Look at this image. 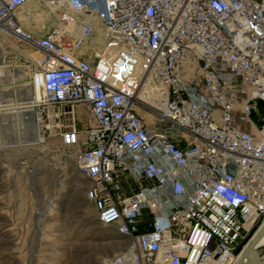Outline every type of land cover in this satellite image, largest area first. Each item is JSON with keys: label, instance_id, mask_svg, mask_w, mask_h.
<instances>
[{"label": "built area", "instance_id": "built-area-1", "mask_svg": "<svg viewBox=\"0 0 264 264\" xmlns=\"http://www.w3.org/2000/svg\"><path fill=\"white\" fill-rule=\"evenodd\" d=\"M32 1L64 28L25 27ZM11 38L34 48V145L59 139L125 241L109 264H238L264 220V0H0Z\"/></svg>", "mask_w": 264, "mask_h": 264}, {"label": "rangeland", "instance_id": "rangeland-1", "mask_svg": "<svg viewBox=\"0 0 264 264\" xmlns=\"http://www.w3.org/2000/svg\"><path fill=\"white\" fill-rule=\"evenodd\" d=\"M39 15L40 21L31 23L30 29L52 35L64 28L45 9H39ZM67 29L75 34L76 22L68 20ZM98 37L94 40L99 41ZM7 43L6 65L31 68L28 52L34 48L16 38ZM27 81L30 78L14 79L7 85L16 88ZM17 97L7 96L6 100ZM258 106L252 119L259 126L264 102ZM77 115L80 126L89 123L88 112L80 109ZM21 127L24 140V121ZM52 150L62 155L56 156ZM66 157L59 139L45 149L32 144L25 149L15 145L0 150V264H109L112 256L126 251L124 239L97 221L94 206L86 197L89 182Z\"/></svg>", "mask_w": 264, "mask_h": 264}, {"label": "bare ground", "instance_id": "bare-ground-1", "mask_svg": "<svg viewBox=\"0 0 264 264\" xmlns=\"http://www.w3.org/2000/svg\"><path fill=\"white\" fill-rule=\"evenodd\" d=\"M39 9H45L49 12L38 1H32L23 10L19 11L18 17L25 27L31 28V26H33L38 20L40 21ZM31 23H33V25ZM0 45V74L2 76L1 80L5 85L2 93L0 94V150L3 147L15 145H21L25 149L27 145L36 144V116L35 112L29 105V103L33 102L36 98V89L32 83L28 81L20 84L16 88L7 85L14 79L17 81H23L30 78L31 70L29 65L25 64L16 65L14 68L9 67L8 65H2L6 62L3 49L7 51L8 47H6L3 43ZM21 94H25L27 96L22 97ZM7 96L18 97L16 100H6ZM23 121L26 124V139L24 140L21 138L22 134L20 133ZM53 152L56 156L62 155L61 151ZM257 250L260 252L261 256L264 257V235L259 241ZM129 254L130 252L128 251L125 255L128 257Z\"/></svg>", "mask_w": 264, "mask_h": 264}, {"label": "water", "instance_id": "water-1", "mask_svg": "<svg viewBox=\"0 0 264 264\" xmlns=\"http://www.w3.org/2000/svg\"><path fill=\"white\" fill-rule=\"evenodd\" d=\"M264 235V220L257 222L234 250L239 257L238 264H264V257L257 250Z\"/></svg>", "mask_w": 264, "mask_h": 264}]
</instances>
